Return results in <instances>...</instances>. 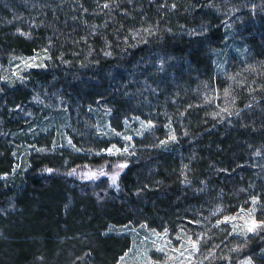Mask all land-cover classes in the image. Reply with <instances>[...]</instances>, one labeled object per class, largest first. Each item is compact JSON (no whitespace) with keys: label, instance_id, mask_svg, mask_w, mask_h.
Wrapping results in <instances>:
<instances>
[{"label":"trees","instance_id":"1","mask_svg":"<svg viewBox=\"0 0 264 264\" xmlns=\"http://www.w3.org/2000/svg\"><path fill=\"white\" fill-rule=\"evenodd\" d=\"M243 1L0 0V264H117L131 238L104 233L110 225L178 231L255 200L264 216V0L233 17L230 38L248 55L225 53L226 14ZM33 56L43 66L3 79L15 59ZM57 104L91 151L109 145L90 129L95 109L116 128L129 117L155 127L136 139L114 185L70 177L109 158L67 149V167L58 151L32 153L29 169L12 175V136L29 131L26 113L46 119ZM172 132L175 143L161 145ZM263 237L250 236L258 250Z\"/></svg>","mask_w":264,"mask_h":264},{"label":"rangeland","instance_id":"2","mask_svg":"<svg viewBox=\"0 0 264 264\" xmlns=\"http://www.w3.org/2000/svg\"><path fill=\"white\" fill-rule=\"evenodd\" d=\"M251 1L244 0L239 10L232 8L226 14L228 46L225 53L234 51L245 57L248 55L247 47L230 37H236L239 31L233 19L234 15L244 8H250L245 4L250 5ZM255 1L252 10L254 13L257 12V0ZM224 58V53H219L216 57L218 67L223 70L227 65ZM43 62L41 56L17 58L15 63L3 72V79L17 80L23 71L30 67L43 66ZM53 112L46 119H40L31 111L26 113L25 117L31 118L29 124L32 126H28L29 131L26 134L14 133L12 136L15 158L12 175L18 176L29 169L32 153L52 156L59 152L58 164L67 167L70 160L60 153L67 149L74 154L87 153L92 156L95 153L98 157L106 155L109 158L107 163L99 166H77L69 172L70 177L92 183L107 180L114 185L130 159L134 157L136 139L142 138L155 127L154 123L148 120L129 117L121 128H116L108 110L95 109L92 111L95 122L90 129H96L99 136L108 138L109 145L99 151H91L96 148L91 146V150L84 149L75 142L72 133L76 132L68 109L57 104ZM53 132L54 134H51ZM41 134L42 138H38ZM174 143L173 132L168 140L160 142L164 146ZM86 144L88 145L87 139ZM260 211L259 202L255 200L252 205L242 207L216 221L207 216L198 223L193 222L188 229L174 231L171 228L158 229L146 223L129 222L110 225L103 232L128 235L131 238L130 248L120 256L117 264H264V237L259 242L262 245L260 250L257 249V242L250 241V236L264 234V216ZM216 240L221 243L215 245Z\"/></svg>","mask_w":264,"mask_h":264}]
</instances>
